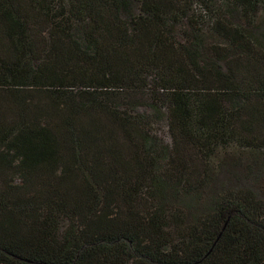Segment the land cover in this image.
I'll list each match as a JSON object with an SVG mask.
<instances>
[{"label": "trees", "instance_id": "trees-1", "mask_svg": "<svg viewBox=\"0 0 264 264\" xmlns=\"http://www.w3.org/2000/svg\"><path fill=\"white\" fill-rule=\"evenodd\" d=\"M179 1L0 0V264H264L254 191L179 205L218 148L264 147V41L226 16L264 0L210 3L211 61Z\"/></svg>", "mask_w": 264, "mask_h": 264}, {"label": "rangeland", "instance_id": "rangeland-1", "mask_svg": "<svg viewBox=\"0 0 264 264\" xmlns=\"http://www.w3.org/2000/svg\"><path fill=\"white\" fill-rule=\"evenodd\" d=\"M217 1V4L223 0H180L173 13L181 18L186 16L182 26V31L190 32L191 23L201 32L202 44L205 47L203 53L204 60H216L210 53L212 46H221L222 41L217 39L209 31L208 25L212 16L210 3ZM261 10V9H260ZM259 10V11H260ZM261 11L257 14L255 21L248 24V21L239 14L238 10H230L226 12L227 20L231 24L249 28L253 27V31L261 42L264 41V16ZM264 15V14H263ZM262 16V17H261ZM248 25V26H247ZM180 33V29H179ZM180 36V37H179ZM177 37L179 43L185 42L184 33ZM48 35L41 37V42L45 43L41 46L39 52L32 58H42V50L48 41ZM40 41V40H39ZM38 61H36L37 63ZM219 66L223 63L218 62ZM149 103V100L145 98ZM145 108H140L142 111ZM153 136L163 140L165 145H170L171 136L166 121L155 126ZM252 142V141H251ZM254 142V141H253ZM254 146H260L261 149L253 147L252 144L239 142L230 145L229 148L216 150L210 164H202L206 166L205 178L192 180V186L187 189L185 197L182 198L179 205L188 211V214L193 213L197 216L204 212L210 206L212 199H218L228 190L249 189L254 191L260 198H264V147L260 141H255ZM197 161V160H196ZM201 162V161H200Z\"/></svg>", "mask_w": 264, "mask_h": 264}]
</instances>
